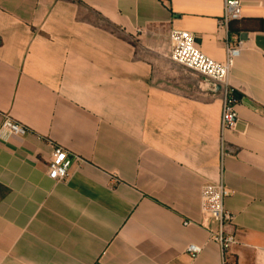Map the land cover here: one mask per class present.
<instances>
[{"label": "crops", "instance_id": "obj_1", "mask_svg": "<svg viewBox=\"0 0 264 264\" xmlns=\"http://www.w3.org/2000/svg\"><path fill=\"white\" fill-rule=\"evenodd\" d=\"M240 1L220 31L223 0H0V123L32 131L0 137V264H223L200 225L218 182L230 263L264 264V0ZM175 30L218 63L241 42L232 130L224 87L171 61ZM51 144L80 159L63 182Z\"/></svg>", "mask_w": 264, "mask_h": 264}, {"label": "built area", "instance_id": "obj_2", "mask_svg": "<svg viewBox=\"0 0 264 264\" xmlns=\"http://www.w3.org/2000/svg\"><path fill=\"white\" fill-rule=\"evenodd\" d=\"M242 16L240 0H223V14L217 21L218 30L222 31L232 21ZM170 59L172 62L187 67L200 75L221 84L223 89V101L220 115V133L232 130L235 127L236 118L234 108L237 104L236 96L228 86L230 69L239 56L241 42L226 41V59L218 63L214 59L203 54L195 42V36L188 31L175 30L169 35ZM30 128L16 123L5 116L0 123V137H22L31 134ZM222 151L221 155L223 156ZM80 159L69 154L61 146L51 144V156L48 161L46 176L53 182H63L68 176V170L73 162ZM230 191L222 182L215 184L205 183L201 187L199 208L202 220L200 225L206 229L209 238L216 243L222 257L223 264H232L229 254L233 245L236 244V236L229 228L233 225V216L224 207V199L230 196ZM185 225L187 223L184 222ZM201 251L198 245L190 244L185 248V253L191 258L196 257Z\"/></svg>", "mask_w": 264, "mask_h": 264}, {"label": "water", "instance_id": "obj_3", "mask_svg": "<svg viewBox=\"0 0 264 264\" xmlns=\"http://www.w3.org/2000/svg\"><path fill=\"white\" fill-rule=\"evenodd\" d=\"M241 40H242V41L245 40V36H242V37H241Z\"/></svg>", "mask_w": 264, "mask_h": 264}]
</instances>
